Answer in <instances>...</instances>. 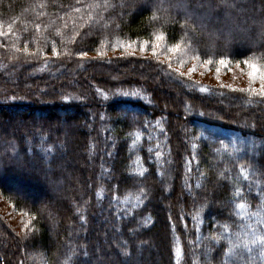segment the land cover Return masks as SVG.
<instances>
[{"label": "trees", "instance_id": "16d2710c", "mask_svg": "<svg viewBox=\"0 0 264 264\" xmlns=\"http://www.w3.org/2000/svg\"><path fill=\"white\" fill-rule=\"evenodd\" d=\"M0 32V195L25 221L0 213V264H264V96L181 73L264 70V0H0Z\"/></svg>", "mask_w": 264, "mask_h": 264}, {"label": "rangeland", "instance_id": "374dc122", "mask_svg": "<svg viewBox=\"0 0 264 264\" xmlns=\"http://www.w3.org/2000/svg\"><path fill=\"white\" fill-rule=\"evenodd\" d=\"M159 44V47L156 45ZM164 48L163 41H154L153 44L147 45L143 44L141 46V55H145V52L148 53L147 56H156ZM132 49V48H131ZM179 54V57H176L177 62L180 61L185 53L173 52L168 58V62L171 63L173 60L171 56ZM186 55V54H185ZM185 66L181 70L182 75L195 81L196 83L204 84L205 86L210 87H219L223 89H253L254 91L260 94L261 82L257 78L255 82L249 77L248 73L250 69L248 67L242 66H233L228 67L227 65H211L205 64L203 66L194 67L192 63L188 61L185 62ZM181 68V64L176 65ZM180 68H175L179 70ZM194 69V71H193ZM203 89V88H201ZM0 213L5 217L6 221L13 226L14 229L20 230L24 227V219L21 215L16 214L13 211V208L10 204L0 195ZM33 260H36V255H33Z\"/></svg>", "mask_w": 264, "mask_h": 264}, {"label": "snow or ice", "instance_id": "6c2138e0", "mask_svg": "<svg viewBox=\"0 0 264 264\" xmlns=\"http://www.w3.org/2000/svg\"><path fill=\"white\" fill-rule=\"evenodd\" d=\"M99 6V5H97ZM91 7V6H90ZM75 11L79 12L81 11L80 8H75ZM153 20L157 19V17L155 16V14L153 15L152 17ZM3 33L0 32V35H2ZM59 35V33H57ZM165 39V36L162 35V34H158L155 36V40L156 41H163ZM186 39V37H182L181 38V42L180 43H176L170 50L171 51H177L180 47H181V43L184 42V40ZM147 43V42H145ZM156 47H159V44L156 45ZM194 51V50H193ZM81 55H86V53H82ZM196 58H199V57H196ZM258 58H253V60H256ZM206 63H212L211 60H207ZM219 63L221 65H223L225 63V61L223 59L219 60ZM244 63L248 66V68L250 69L248 75L249 77L253 80V82H255V80L258 78L261 82V90H260V94L262 96H264V70L261 69V67H258V65L256 63H254L252 60H245ZM194 71V69H193ZM250 91H254L253 89H250ZM129 93H124V95H128ZM133 95H138V93H132ZM49 151H51V149H49ZM245 179H247V176H245ZM197 187H199V185H197ZM143 192V190H141V193ZM237 192V195L239 194V188H237L236 190ZM129 198L126 197V202ZM136 200L139 201L140 200V196H136ZM237 208L240 210V214L243 215L244 214V210L246 208V205L244 203H239L237 205ZM254 216H256L258 219H257V223H262L264 221H262L260 219V212H255L253 213ZM220 228L223 229L222 232H220L219 234H216V235H212L209 237L210 240L212 241H215L217 243L220 242V240L222 238H225L228 240L229 244L232 245V247H229L228 248V253H231L233 248L234 247H237L238 245L237 244H234L233 243V240H232V237L231 235H226L227 233H229V225L227 223H224V224H221L219 225ZM250 229H251V235L254 237L250 243L251 244H261V245H264V236H258L256 235V228L254 226H252L251 224L248 226ZM236 235V238L237 240H239L240 238V233H235ZM243 246L245 248L248 249V251L250 252L251 251V247L249 246V241L248 240H245L243 242ZM262 255H264V252H262ZM225 264H226V261H225Z\"/></svg>", "mask_w": 264, "mask_h": 264}]
</instances>
